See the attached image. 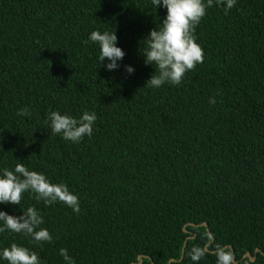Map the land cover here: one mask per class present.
<instances>
[{"label":"trees","instance_id":"16d2710c","mask_svg":"<svg viewBox=\"0 0 264 264\" xmlns=\"http://www.w3.org/2000/svg\"><path fill=\"white\" fill-rule=\"evenodd\" d=\"M165 15L151 0H0V171L23 163L80 207L30 192L0 204L16 216L35 207L53 237L5 231L0 250L28 247L41 264H65L61 248L75 264H197L189 253L204 247L198 264H215L221 245L235 264H264V0L208 8L194 33L203 63L150 88L142 40ZM94 30H115L118 69L99 66ZM51 111L95 112L92 135H54Z\"/></svg>","mask_w":264,"mask_h":264},{"label":"clouds","instance_id":"9594fccd","mask_svg":"<svg viewBox=\"0 0 264 264\" xmlns=\"http://www.w3.org/2000/svg\"><path fill=\"white\" fill-rule=\"evenodd\" d=\"M151 4L157 9H166V15L159 28L151 29L142 40L146 44L141 55L146 65H155V69L145 83L150 88H160L165 83L179 85L185 78V74L203 63L204 50L196 42L194 35L200 21L206 15L207 9L215 5H223L225 10H230L236 4V0H151ZM91 42L99 46L98 62L103 64L105 70L113 71L120 67L118 61H122L124 51L117 47L115 30L98 31L90 33ZM128 74L134 72V68L125 65ZM210 104L216 103L215 96L209 100ZM17 115L28 116L30 110L21 108ZM97 120L95 112L85 111L79 117L61 114L58 111L48 113L47 122L51 132L59 134L66 141L77 143L85 136L93 133V125ZM34 194L36 200H42L46 205L62 203L72 209L74 213L80 212L79 198L69 191L66 184L52 183L43 173L29 170L23 163H17L13 170L4 168L0 171V204L19 206L24 194ZM19 216L9 215L0 211V233L10 231L30 237L37 244L51 243L52 235L41 227L44 219L35 207H28ZM59 254L65 264H75V260L68 254L67 249L61 248ZM215 264H233L234 257L228 246L216 245L214 251ZM208 255L204 247H193L189 256L193 262H198ZM0 259L7 264H41V260L35 251L28 247L12 243L9 247L0 250Z\"/></svg>","mask_w":264,"mask_h":264},{"label":"water","instance_id":"95a60500","mask_svg":"<svg viewBox=\"0 0 264 264\" xmlns=\"http://www.w3.org/2000/svg\"><path fill=\"white\" fill-rule=\"evenodd\" d=\"M184 230V229H183ZM255 252V251H254ZM242 257H248L250 260H253L254 259V256H250L247 252H245L243 255H242ZM150 260H151V258H149ZM142 261H143V257L141 256V255H139L138 256V261L137 262H135V263H132V264H140V263H142ZM171 261H173V259H170L169 260V263L171 262ZM234 264L236 263L235 261L233 262Z\"/></svg>","mask_w":264,"mask_h":264}]
</instances>
